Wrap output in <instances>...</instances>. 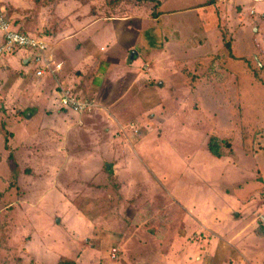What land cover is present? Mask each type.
Returning a JSON list of instances; mask_svg holds the SVG:
<instances>
[{
	"label": "rangeland",
	"instance_id": "1",
	"mask_svg": "<svg viewBox=\"0 0 264 264\" xmlns=\"http://www.w3.org/2000/svg\"><path fill=\"white\" fill-rule=\"evenodd\" d=\"M0 12L54 52L92 21L144 35L133 60L105 52L82 76L66 51L59 85L94 101L83 116L57 109L53 82L0 77V264H264V0H0ZM213 136L231 156H209Z\"/></svg>",
	"mask_w": 264,
	"mask_h": 264
},
{
	"label": "crops",
	"instance_id": "2",
	"mask_svg": "<svg viewBox=\"0 0 264 264\" xmlns=\"http://www.w3.org/2000/svg\"><path fill=\"white\" fill-rule=\"evenodd\" d=\"M206 8H208V7H206ZM206 8L205 7L203 8L204 9V12H203L204 18L206 16H208V14H209L208 11L206 10ZM200 9L201 8L190 10V11L200 12ZM61 10L65 11V7L63 8V7H61V5H58L56 7L55 11H56V13H61ZM251 14H253V12ZM174 15H176V14H174ZM218 17L223 18V16H221L220 14L218 15ZM201 18H202V15L201 16L199 15V19H201ZM199 19L197 18V22ZM124 22L125 21L114 22L111 24H106V26L104 25V27L100 28L101 24L98 21H92L88 25H85L88 28L83 30L82 33L79 32V30L83 27H78V28H76V30H74L72 32L71 37L69 35L67 37H65V39H64V36L59 37V39L61 38L63 40L57 41V43L55 44V50L60 52V55L62 57V61H58V58L55 54L56 51L54 52L52 47H51L52 48V50H51L50 45L45 43L48 47V50L49 49L51 50L52 57L54 59L55 64H60L62 66V67H60V69L58 71L54 72L53 74H46L41 78H36L34 76V67L27 61V57H28L27 53L20 51V52H17L14 56L9 57L10 59L5 58V59H8L6 65H8L7 67L10 68V70L8 72H6V74H4L3 76H0V77H3L5 82L10 83L11 80H14L12 76L18 73L19 75L17 76V79L14 80L13 84H11V83L10 84L15 85V83L17 82L20 84V87L23 89L27 88L25 85L35 84V83H33L34 80L39 81L40 83H43L44 81H46L48 84L53 82L55 84L53 92L56 91V97H57L58 96L57 87L60 86L59 85L60 81L62 79H65L63 76L64 75L63 69L65 67L64 64L66 62H65V58L63 56H65V57L68 56V54H66L67 50L71 53L69 56L74 58V60H75V62H74L75 63L74 65L76 67L75 68V74L79 75V76L84 75L86 72L81 71V70L82 69L84 70L86 66H89L92 63H96L95 60L98 57H100V59H102L104 61H107L109 56L105 57L106 56L105 52H109L110 54H113V53L118 52V51L127 50L128 52L132 51L131 57H130L131 60H133L137 56L136 52L132 50V49H134L132 46H136V44H138V43L143 44L144 43V40H143L144 35L142 36L138 30H134V28L136 26H132V24L124 23ZM10 24H12V23H10ZM110 27L113 29L112 31L114 33V36L111 35V33H110V31H111ZM98 28H99V30H98ZM173 28H174V31L178 32V26H175ZM63 29L66 30L68 28L65 27ZM132 29L134 30V32ZM100 31L101 32L104 31V33L108 32V36L111 37L109 39L110 40L109 42L104 40V41H102V43H100V41H99V40H101V37L99 35V33H101ZM34 37H36V36H34ZM57 39H58V35L56 36V40ZM104 39H106V38H104ZM125 42H127V43H125ZM69 47H70V50H69ZM118 48H120V49H118ZM62 52H63V55H62ZM4 61L5 60L3 59L2 63H4ZM67 66H70L69 62L66 63V67ZM23 72H25V74H21ZM106 73H107V71L104 69V71L101 72L100 74H98V77H96L94 79L95 80L94 83L96 82V84H99L98 80H101L102 77L104 78V75ZM24 75L29 76V78L27 80H22ZM43 85L45 86V83H43ZM101 86H102V84H101ZM101 86L99 88H101ZM66 88L69 90H73L75 92L74 88H72V87L71 88L66 87ZM66 88H64V89H66ZM18 94L20 95L21 93H18ZM18 94H17V96H19ZM79 95L82 97L81 94H79ZM85 99H87V98H85ZM57 100H58V98H56V107H57V109H59V111H61ZM41 105H44V104H41ZM93 109L90 112H92ZM62 111L64 113H73L77 116H83L84 114L89 113V112H87V113L79 115V114H76L72 111H67V110H62ZM28 117H29V115L27 116V118ZM209 156H210V154H209ZM216 160H218V159H216ZM189 170H191V169H188V171ZM182 179H180V180H182Z\"/></svg>",
	"mask_w": 264,
	"mask_h": 264
},
{
	"label": "built area",
	"instance_id": "3",
	"mask_svg": "<svg viewBox=\"0 0 264 264\" xmlns=\"http://www.w3.org/2000/svg\"><path fill=\"white\" fill-rule=\"evenodd\" d=\"M19 51L27 53V61L34 67L36 78L53 74L61 67L60 64H55L52 54L42 38L14 31L0 12V61L14 56ZM57 89V101L61 111L67 110L81 115L90 112L95 107L94 101L91 99L80 100L72 90L60 86Z\"/></svg>",
	"mask_w": 264,
	"mask_h": 264
},
{
	"label": "trees",
	"instance_id": "4",
	"mask_svg": "<svg viewBox=\"0 0 264 264\" xmlns=\"http://www.w3.org/2000/svg\"><path fill=\"white\" fill-rule=\"evenodd\" d=\"M153 1L154 0H136V2L138 3H149V2L152 3ZM5 18L7 19V16H5ZM7 21L10 24L8 19ZM206 150L210 154V156L218 160L229 157L232 154L230 150V143L227 141L221 140L220 138L214 137V136L208 139ZM258 236L264 237V228H262L261 233H259ZM58 264H76V263L70 260H66V261L64 260V261L59 262Z\"/></svg>",
	"mask_w": 264,
	"mask_h": 264
}]
</instances>
